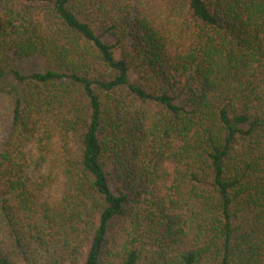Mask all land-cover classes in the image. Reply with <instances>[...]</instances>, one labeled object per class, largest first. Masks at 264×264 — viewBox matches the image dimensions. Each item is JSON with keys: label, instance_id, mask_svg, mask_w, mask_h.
Listing matches in <instances>:
<instances>
[{"label": "trees", "instance_id": "trees-1", "mask_svg": "<svg viewBox=\"0 0 264 264\" xmlns=\"http://www.w3.org/2000/svg\"><path fill=\"white\" fill-rule=\"evenodd\" d=\"M7 74L0 264H264V0H0Z\"/></svg>", "mask_w": 264, "mask_h": 264}, {"label": "rangeland", "instance_id": "rangeland-1", "mask_svg": "<svg viewBox=\"0 0 264 264\" xmlns=\"http://www.w3.org/2000/svg\"><path fill=\"white\" fill-rule=\"evenodd\" d=\"M13 65L22 72H28L30 70L43 69L44 64L42 60L34 57L30 59L16 60L13 62ZM13 84L14 81L9 74L5 75V77L0 80V147L6 139L11 115V98L7 92V88ZM41 168L44 172L48 170V167L45 165ZM52 193L56 195L57 189L54 188Z\"/></svg>", "mask_w": 264, "mask_h": 264}]
</instances>
